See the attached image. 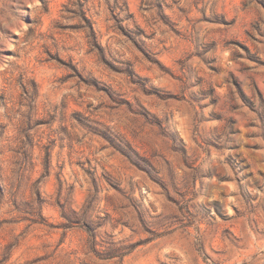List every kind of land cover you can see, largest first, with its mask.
Returning <instances> with one entry per match:
<instances>
[{
  "label": "rangeland",
  "instance_id": "1",
  "mask_svg": "<svg viewBox=\"0 0 264 264\" xmlns=\"http://www.w3.org/2000/svg\"><path fill=\"white\" fill-rule=\"evenodd\" d=\"M0 264H264V0H0Z\"/></svg>",
  "mask_w": 264,
  "mask_h": 264
}]
</instances>
